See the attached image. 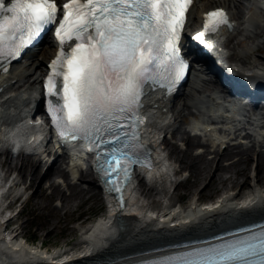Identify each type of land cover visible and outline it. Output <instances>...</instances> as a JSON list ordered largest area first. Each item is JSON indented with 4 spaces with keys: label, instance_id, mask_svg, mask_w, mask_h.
Instances as JSON below:
<instances>
[{
    "label": "bare ground",
    "instance_id": "1",
    "mask_svg": "<svg viewBox=\"0 0 264 264\" xmlns=\"http://www.w3.org/2000/svg\"><path fill=\"white\" fill-rule=\"evenodd\" d=\"M203 1L198 7V13L194 20L200 17L202 10L215 5L229 7L234 18L243 17L244 20H240L233 30H225L222 33V36H225L222 45L228 47L231 44L233 58H237L236 60L242 66L251 64L252 67L249 66L251 68L249 70L256 73V77H264V65H260L264 64V54L260 55L259 59L249 60L252 50L264 49V20L259 14L250 12L252 8L249 6V0ZM236 34L240 37L238 36L235 41ZM50 45L51 41L47 40L41 51L32 55L29 63L21 66L10 76L3 78L1 84H7L5 87H9V90L1 96L4 100L1 105L3 132L0 140V157L2 163L7 166V170L12 171L11 176L15 174L13 177L15 184L21 183L26 190L31 189L39 178L37 188L28 196L29 200H33L34 196L39 195L56 196L61 201V205L54 206L52 211L54 213L62 211L67 214L68 211L81 207L85 201L93 200L99 203L102 199L105 200L99 180L95 176L93 178L90 176L93 175L91 166L83 167L76 160L73 163V170H70L67 168L69 161L64 153L58 154L52 161L50 160V155L53 153L51 149H46L40 155H34L22 151L15 153L12 147L11 149L2 147L4 144L8 146L10 143H16L23 148L21 133L24 130V123L21 112L27 111L31 106L30 97L36 90L38 75L43 64L45 65V59L52 51ZM201 80L203 85L194 88V91L190 89L183 92L181 107L179 105L176 108H174L175 106L169 108L168 111H165L164 116H159V110L155 114L150 113L152 122L149 129L152 137L157 142L163 136L162 133H165L163 137L165 149L168 150L170 158L179 162V166L172 167L168 166L166 162H160L148 172V177H144L141 173L138 174L137 182H134V188L130 190L129 194L131 197L130 209L136 207L138 211L122 213L118 221L121 225L118 226L115 224L118 218L115 212L108 215L101 214L99 215L101 218L87 223L80 222L79 225H69L65 220L64 224L69 232L74 233L79 229L81 237L73 247L59 248L53 251L45 250L42 247L46 238L38 244L29 242L31 236L27 234L26 225L22 223L12 226L11 235L5 234L0 228V264H53L54 262L52 263L50 259L57 258L59 260L60 255H66L65 257H69L68 259H73L72 264H92L96 261L136 255L179 239L210 233L263 216L264 119L263 117L257 119V127L262 123L259 127V137L249 135L246 137L247 143L244 141V137L237 139L233 136L242 130L245 124L243 120L234 124L229 123L232 130L226 134H221L216 129L208 130L206 128L204 130L201 120L197 119V111H201L200 103L209 105V100L216 103L219 101L215 96L212 97L210 93L206 92L210 85L205 84H211L216 80L213 78ZM204 93L206 95H203ZM170 103L168 106H171ZM170 112L172 114H169ZM186 112H190L191 117L188 118ZM10 123H14L15 127L9 128ZM175 125H177L173 133L175 138L169 141L166 134ZM191 131L203 133L206 137L205 141L201 142ZM180 141L184 142V147L180 146ZM31 144L29 149H34L42 145L43 141L35 139ZM222 145L225 146L224 149ZM199 146L203 149L195 152V148L197 149ZM73 150L76 153L75 156L79 155V150ZM161 153V151L157 152L156 157H160ZM209 153L214 154L213 157L209 158ZM75 158L77 159V157ZM224 160H227V163ZM250 160H252V165L253 162L255 165L251 173L247 175L246 168L242 167V163L245 162L248 165ZM67 162L68 166L66 167L64 163ZM46 164L48 165L45 166ZM231 169L237 173L241 171L242 182H238V178L229 175ZM173 170L189 171L191 185L187 186L184 195H192V189L200 187L197 201L189 202L184 206L178 205L179 193L177 191L171 195V201L164 203L163 198L168 196L169 192L163 185L166 180H171V176L175 175ZM90 179H94L95 185H84V182ZM239 184L241 186L249 185L247 192L242 193L241 189L233 190L234 186L237 187ZM1 187L2 185L0 186V195L3 190ZM212 190L213 192L217 190L216 193L214 192L215 194L222 191L216 201L211 200L212 194H214ZM205 192L209 193L207 200L215 204H209V201L208 204L206 202L198 203ZM137 194L146 201L142 207L138 206L140 196L138 199ZM42 205L44 206L45 203ZM149 205L155 209L150 208ZM82 213L83 211L78 216ZM53 222L58 224L59 219L57 218ZM52 224L54 225V223H45L44 226L48 225L47 228L46 226L40 228L45 229L49 234L54 229ZM77 246H82V248L75 249ZM64 261L61 259V262Z\"/></svg>",
    "mask_w": 264,
    "mask_h": 264
},
{
    "label": "snow or ice",
    "instance_id": "2",
    "mask_svg": "<svg viewBox=\"0 0 264 264\" xmlns=\"http://www.w3.org/2000/svg\"><path fill=\"white\" fill-rule=\"evenodd\" d=\"M194 0H0V61L15 59L48 26L61 50L49 65L44 87L48 112L59 134L88 141L97 168L124 206L123 186L142 159L143 89L157 77L167 87L188 67L179 42ZM232 24L217 8L205 14L206 33ZM74 42L70 50L63 46ZM7 71L6 67H2ZM186 251L142 259L139 264H264V225Z\"/></svg>",
    "mask_w": 264,
    "mask_h": 264
},
{
    "label": "rangeland",
    "instance_id": "3",
    "mask_svg": "<svg viewBox=\"0 0 264 264\" xmlns=\"http://www.w3.org/2000/svg\"><path fill=\"white\" fill-rule=\"evenodd\" d=\"M240 37V36H239ZM238 39V36L235 37V41ZM231 45V44H230ZM230 52H232V50H230ZM264 54V49H260V50H255L250 52L249 54V60L253 61L255 59H259L260 55ZM249 63V62H248ZM246 65V64H245ZM247 65H251V64H247ZM174 136H170V138L168 139L169 141L174 140ZM181 144V146L184 147V142H179ZM214 154L210 153L208 154V157L211 158L213 157ZM235 157V156H233ZM225 163H227V160H224ZM48 164H46L45 166H47ZM255 165V163L253 162L252 165V160H250V162L247 164H245V162L242 163V167L246 168V174L249 175L252 171L253 166ZM7 167V166H6ZM34 170V169H33ZM189 174V171H186L185 174ZM229 175H232V177H236L238 178V182H242L243 180V175L241 174V171H238V173L236 171H234L233 169H231ZM15 176V175H14ZM91 178H93L94 175H90ZM191 178V177H190ZM189 176L183 180H181L177 185H172L169 184L168 186V192H169V196L164 197V203H167L169 201L172 200L171 195L175 194V192L178 191L179 193V201H177L178 204H187L189 202L194 201L195 199H197V197L199 196V189L198 188H193L192 189V195L189 194H185L184 192L186 191L187 186L191 185V180H190ZM45 180V178L43 179V181ZM249 180L251 181V179L249 178ZM39 178H37L36 183L31 187L30 192L35 191V189L38 186V182ZM84 185H90V186H94V179H90L86 182H84ZM249 185H243L241 186V184L237 185V187L234 186L233 190H240L241 192H247ZM176 189V190H175ZM217 190H215L214 192L216 193ZM49 192V191H47ZM94 192V190H93ZM213 192V190H212ZM213 192V193H214ZM212 194L213 196L211 197V199L217 200L220 196V194H222V191H220L217 194ZM211 195V194H210ZM34 196L33 200H29L27 202L22 201L20 203H18V205H16L17 208L22 209V211L16 215L12 221L13 225H16L17 223H22L24 225H26V229H27V234L31 236V243L34 244H38L41 243L43 241L44 238H46V242L44 244V247H46V249H49L51 251L55 250V249H66V248H71L74 246L75 242H77L80 237H81V232L80 230H76V232L74 233H70L69 230L67 229V226L64 224V221L67 220V223L69 225L72 224H78L80 222L83 223H87L88 221L94 219L95 217L101 215V214H106L108 209L106 206L105 201L102 199L99 203H97L96 201L93 200H89V201H85L84 204L81 207H77L74 208L71 211H68L67 214H64L62 211L58 212V213H54L52 211V208L56 205H61V201L56 198V196H51V197H45V196ZM209 197V193L205 192L203 198L207 199ZM208 202V200L206 201ZM45 205L43 206L42 204ZM184 206V205H183ZM17 209H13V213H17ZM83 211V213L78 216L80 214V212ZM59 219V223L55 224L56 219ZM45 223H54V225L52 224L51 226H53L52 228H54L51 233L47 234L45 229H41L40 227H44ZM48 226V225H47ZM46 226V228H47Z\"/></svg>",
    "mask_w": 264,
    "mask_h": 264
}]
</instances>
